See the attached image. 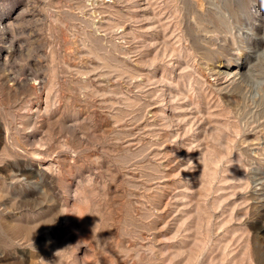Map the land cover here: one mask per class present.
<instances>
[{
	"label": "rangeland",
	"instance_id": "rangeland-1",
	"mask_svg": "<svg viewBox=\"0 0 264 264\" xmlns=\"http://www.w3.org/2000/svg\"><path fill=\"white\" fill-rule=\"evenodd\" d=\"M260 49L264 0H0V264H264Z\"/></svg>",
	"mask_w": 264,
	"mask_h": 264
},
{
	"label": "clouds",
	"instance_id": "clouds-1",
	"mask_svg": "<svg viewBox=\"0 0 264 264\" xmlns=\"http://www.w3.org/2000/svg\"><path fill=\"white\" fill-rule=\"evenodd\" d=\"M241 74L247 89L243 94L245 103L252 107L264 103V49L256 53L252 63Z\"/></svg>",
	"mask_w": 264,
	"mask_h": 264
},
{
	"label": "bare ground",
	"instance_id": "bare-ground-1",
	"mask_svg": "<svg viewBox=\"0 0 264 264\" xmlns=\"http://www.w3.org/2000/svg\"><path fill=\"white\" fill-rule=\"evenodd\" d=\"M216 72V71H215ZM214 75V74H213ZM237 75V74H236ZM216 85L218 86H223V85H228L227 87H229L230 84H233L236 82L237 77L235 78L234 75L230 74V73H223L221 71L216 72L215 75L213 76ZM243 80V79H242ZM238 82V81H237ZM225 87V86H224ZM219 88V87H218ZM226 89V87L224 88Z\"/></svg>",
	"mask_w": 264,
	"mask_h": 264
}]
</instances>
